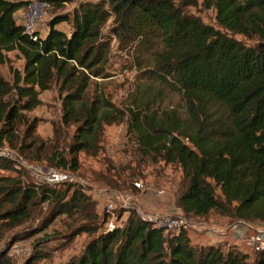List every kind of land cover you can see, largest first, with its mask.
<instances>
[{
  "label": "trees",
  "instance_id": "obj_1",
  "mask_svg": "<svg viewBox=\"0 0 264 264\" xmlns=\"http://www.w3.org/2000/svg\"><path fill=\"white\" fill-rule=\"evenodd\" d=\"M49 1L51 9L67 2ZM28 3L0 0V66L9 65L13 76L8 81L0 75V148L7 144L24 153L35 145L36 120L28 122L25 113L42 105V93L57 88L63 125L75 131L64 153L47 157L51 167L77 171L79 153L97 156L105 126L127 122L143 158L181 169L175 197L184 217L218 212L232 221L264 223V0H204L217 27L188 11L199 0L86 2L71 15L53 17L46 37L37 40L14 17ZM111 18L110 35L119 47L140 55L150 50L147 69L140 64L143 76L179 94L180 106L163 107V92L136 95L124 108L102 94L89 96L94 79L107 75L112 39L103 30ZM62 23L71 26L70 35L57 28ZM11 53L23 62L21 70L11 65ZM13 166L0 158V169ZM118 179L114 191L130 190ZM55 188L0 177V222L27 226L17 241L43 233L60 216L73 220L74 236L98 232L99 216L83 190L69 195L70 189ZM86 210L88 222L79 221ZM129 214L123 226L97 233L79 258L65 264H264V250L252 258L236 246L227 253L220 244L198 247L186 229L167 232L134 209ZM40 258L36 253L25 264ZM0 264L7 262L1 258Z\"/></svg>",
  "mask_w": 264,
  "mask_h": 264
},
{
  "label": "rangeland",
  "instance_id": "obj_2",
  "mask_svg": "<svg viewBox=\"0 0 264 264\" xmlns=\"http://www.w3.org/2000/svg\"><path fill=\"white\" fill-rule=\"evenodd\" d=\"M101 0H67L61 9H50L42 19L40 28L48 27V22L59 14L71 15L81 3L99 2ZM179 2L180 0H174ZM204 0H199V4L195 8H190L188 11L202 19L205 24L217 27L216 15L213 10H208L203 7ZM114 19L111 18L105 26L103 33L110 36L111 56L107 75L105 78L94 79L90 88L89 96L102 94L107 97L113 104L119 108H124L137 95L142 97H153L158 93L163 92L159 102L163 107L180 106L181 97L179 94L171 92L161 84L158 79H151L143 76V69L140 70V64L143 63L144 69L149 66L150 50L140 53L136 49L122 50L117 40L110 35ZM63 29L71 30L69 24H64ZM239 40L245 41V38L237 35ZM11 65L19 70L22 69L23 62L19 58H15L11 53ZM0 75L12 81V73L9 65L0 66ZM159 96V95H158ZM40 99L42 105L32 112L25 113L28 122H35L33 132L35 145L31 149L20 153L17 148H12L5 144L3 148L18 151L19 157L25 159V163L30 167L14 166L10 169H0V177L7 178H22L26 182L43 184L38 173L35 171L37 167L43 169H55L48 163L47 157L54 152L64 153L68 149L69 144L73 141L75 128L66 127L63 125V104L60 93L57 88L41 94ZM26 126L20 127L21 135L24 136ZM29 143V141H28ZM97 156H91L85 152L78 155L79 169L75 172L67 170L72 181L66 182L55 189L66 191L70 189L69 195L75 189L83 190V193L89 197L94 205V213L98 215L97 233L104 231V212L105 207L110 202H115V191L112 186L115 181L119 180L128 184L130 190L120 188V194L136 193L144 191H160L165 190L177 196V192L181 188L182 172L176 167L167 166L164 163L152 164L147 158H143L138 151V146L135 139L128 134V124L123 122L105 126ZM66 172V171H65ZM142 182L143 190L132 188L133 183ZM132 188V189H131ZM217 194L221 195L220 190ZM47 207L44 205L42 208ZM91 209V207H90ZM47 209L45 208V211ZM129 209L118 207L116 216H118V227L125 224L129 217ZM84 211L79 217V221L88 222V213ZM128 212V214H125ZM218 212H213L212 217L219 215ZM189 219V218H188ZM192 223L188 234L191 236L192 243L196 245L197 238L193 234L199 229L200 221L198 219H189ZM73 220L67 216L58 217L53 224L43 233L37 234L34 237L16 240V235L25 231L22 228H10L8 224L0 222V259L2 258L7 264H25L34 254L41 256L39 264H65L72 259L79 258L87 244L96 237V234L91 232H83L79 235H73ZM196 226V227H193ZM261 225L247 226V231L243 240L249 235L255 233ZM202 231V228H200ZM176 232V231H172ZM225 238L220 244L221 249L227 253L231 247H234L233 242ZM198 246V245H197ZM243 251H249L245 246L235 245ZM199 247V246H198ZM252 254V258H253ZM248 264H252L249 260Z\"/></svg>",
  "mask_w": 264,
  "mask_h": 264
},
{
  "label": "built area",
  "instance_id": "obj_3",
  "mask_svg": "<svg viewBox=\"0 0 264 264\" xmlns=\"http://www.w3.org/2000/svg\"><path fill=\"white\" fill-rule=\"evenodd\" d=\"M52 5L49 0H29L28 5L25 7V15H24V32L30 36L34 40L38 39L39 28L42 19L45 17L47 12L51 9ZM0 158H5L12 160L16 166H22L26 168H30L25 162V160L18 156L17 152L12 149L0 148ZM39 177L41 178L43 184H46L51 187L60 186L66 182L72 181L69 173L57 170V169H43L37 167L35 170ZM135 189L143 190L142 182L133 183ZM144 192V190H143ZM115 202H110L105 207L104 212V226L107 232H111L114 229L118 228V216H116V210L118 207L126 209H134L137 212L138 217L151 224L153 228L157 229H165L167 232L176 231L178 232L180 229L189 230L191 228L192 223L186 217H180L165 213H149L143 211L137 207L135 201V194L133 193H125L120 194L115 191ZM126 213V212H125ZM196 227V226H193ZM249 252L258 253L264 250V224L257 228V231L248 236L247 239L244 240L243 244Z\"/></svg>",
  "mask_w": 264,
  "mask_h": 264
},
{
  "label": "crops",
  "instance_id": "obj_4",
  "mask_svg": "<svg viewBox=\"0 0 264 264\" xmlns=\"http://www.w3.org/2000/svg\"><path fill=\"white\" fill-rule=\"evenodd\" d=\"M12 2H19V1H29V0H9ZM24 15H25V8L19 10L15 13V20L18 25H23L24 22ZM66 23H62L57 26L59 30H62L66 34L70 35L71 30L63 29V25ZM48 27L44 29L39 28V34L41 38H45L48 34ZM135 201L137 207L143 211L149 213H165L175 216L184 217V214L180 208L176 206V197L170 192H166L165 190L160 191H142L136 193ZM125 214H128L126 212ZM211 213L206 218H198L200 221L198 224L199 229L194 231L193 234L198 241H196V245H218L223 242L225 238L226 240H230L233 242V245L244 246V240L242 239L247 231V226L250 225H263L264 223L259 222H243V221H232L231 218L223 215H217L212 217ZM202 228V231H200ZM191 238V236H190ZM192 239V238H191ZM242 252L252 254L249 251Z\"/></svg>",
  "mask_w": 264,
  "mask_h": 264
}]
</instances>
